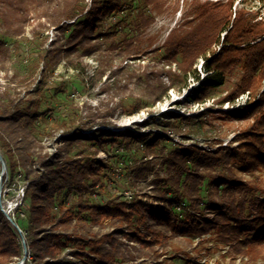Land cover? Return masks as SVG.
Returning <instances> with one entry per match:
<instances>
[{
	"label": "trees",
	"instance_id": "trees-1",
	"mask_svg": "<svg viewBox=\"0 0 264 264\" xmlns=\"http://www.w3.org/2000/svg\"><path fill=\"white\" fill-rule=\"evenodd\" d=\"M234 2L193 0V16L183 22L188 28L171 30L152 50L155 61L129 74L141 95L110 110L83 112L73 102L80 83L60 75L52 80L56 67L64 62L85 73L82 57L98 54L101 76L103 68L114 73L116 59H139L143 34L153 23L151 11L163 13L164 1L90 0L86 10L84 0H0V20L14 35L23 32L31 12L57 26L60 34L56 46L43 49L47 37L33 33L28 78L34 82L38 71V80L32 89L22 97L10 88L0 91L2 186L16 176L24 181L23 197L8 213L20 233L2 211L0 194V264L22 259V237L28 250L23 264H61L68 256L79 264H135L142 256L155 261L159 249L178 235L199 238L192 253L203 245V236L217 239L234 263L238 256L247 261L248 252L264 244V21L249 8L232 12ZM214 44L217 51L211 49ZM127 68L128 63L117 70ZM189 80L196 83L190 103L213 100L220 108L245 93L248 97L227 112H168L137 125L159 133L107 135L101 128L85 133L109 126L117 110L133 115L155 106L169 91L186 89ZM226 122L238 128L225 146L221 140L207 148L185 145L169 136L184 139L204 133L206 124ZM50 140L54 153L46 151ZM100 152L105 158L97 156ZM153 160L161 162L163 173L151 181L157 203L134 193L125 199V191L147 180ZM170 257L199 264L196 255L184 250Z\"/></svg>",
	"mask_w": 264,
	"mask_h": 264
},
{
	"label": "rangeland",
	"instance_id": "rangeland-1",
	"mask_svg": "<svg viewBox=\"0 0 264 264\" xmlns=\"http://www.w3.org/2000/svg\"><path fill=\"white\" fill-rule=\"evenodd\" d=\"M164 1L165 9L163 13L157 14L151 11L153 23L146 29L143 34L144 40V53H142L139 59L135 61H121L119 59L114 60L113 69L111 72L108 68H103L105 71L101 76L100 69V56L95 54L90 57H82L84 64L88 67L83 73L82 69L75 70L71 67H67L64 62H61L54 71V78L59 79V75L68 80H75L79 82L77 93L73 96L74 106L80 111H106L110 110L115 104L129 103L134 97L141 95V87L136 83L134 79H128L129 74H138L143 71L145 65L153 63L154 56L151 52L154 48L159 47L164 40L168 37L171 30H184L187 29L183 22L192 15L191 6L193 0H162ZM204 1V0H202ZM208 1H220V0H208ZM86 4V10L90 5V0H84ZM235 0L232 12L236 9H252L258 12L257 20L262 19L264 21V0ZM151 5L147 6V13ZM85 13V11H84ZM193 16V15H192ZM68 21L65 23H71ZM38 32L40 36L47 37L43 49H50L56 46V41L60 34L57 31V26H49L44 17H35L34 13L28 14L27 21L24 22L23 32L20 35H14L13 31L6 28V26L0 20V91H4L6 88H10L14 95L22 97L26 92L33 88L35 82L38 80V71L33 75L35 81H29V76L32 71V62L28 59L27 54L30 53V43L33 38V33ZM224 34H220V41ZM147 39H150L151 46L147 47ZM218 44V43H215ZM212 45L211 49L218 50V46ZM128 63L129 68L123 71H118L117 68ZM202 61L197 60L196 67L199 69ZM41 68V65H40ZM168 69V67H164ZM172 69H176V65H172ZM80 71V73H78ZM82 71V72H81ZM129 71V72H127ZM203 75V74H202ZM196 83L193 80H189V85L186 89L180 92L171 90L168 92V97L164 98L162 102L156 103L155 106L142 109L140 112L127 115L121 110H117L115 115L109 120L111 124L109 126H94L91 130L86 131L89 133L96 128L104 130L105 134L123 133L126 131H132L142 135L148 133H159V130L148 127H138L149 116H155L159 119L164 117L168 112L180 113L182 115L196 116L201 110H220L227 112L231 109L245 104L248 97V93L241 95L235 103H225L220 108L213 102L208 100L205 103H190L188 100L189 95L192 93L193 87ZM222 94H225L223 92ZM216 122L214 121V124ZM237 125L233 122H226V125L221 127L212 126L206 124V131L199 135H186V138L172 137L176 143H184L185 145L196 144L199 147L207 148L209 143L215 140H221L223 146H225L234 136L237 131ZM59 139V135L55 137ZM54 140L45 141L46 151L48 153H54L56 146ZM236 146V144H233ZM99 158H105V154L100 152L97 155ZM148 178L146 181H141L135 185L130 191H125L123 196L129 200L131 195L136 196L142 201L155 202L152 199L153 193L151 190V181L157 176H162L161 162L159 160H153L148 169ZM1 173V166H0ZM24 181L22 177L16 176L13 182L5 184L2 191L1 202L3 209L10 213L13 211L16 202L19 200V195L23 189ZM205 189V188H203ZM204 194V190L202 192ZM206 218L210 219L212 216L206 214ZM203 245L195 252H191V248L197 246L199 242L198 237H185L175 236L170 246L159 249L161 255L157 260L148 259L145 256L135 260V264L146 262L152 264L154 262H162L161 264H184L182 259H172L170 256L174 250L188 251L190 255L197 256V262L199 264H264V244L256 246L255 249L248 252V257L238 256L234 263L227 255L228 247L224 246L217 239L210 238V236H203ZM253 252V253H252ZM250 257L253 260H250ZM246 261L245 263H243ZM61 264H79L78 260L71 257H66L65 261Z\"/></svg>",
	"mask_w": 264,
	"mask_h": 264
},
{
	"label": "water",
	"instance_id": "water-1",
	"mask_svg": "<svg viewBox=\"0 0 264 264\" xmlns=\"http://www.w3.org/2000/svg\"><path fill=\"white\" fill-rule=\"evenodd\" d=\"M0 166H1V173H0V194L2 192V176L6 173V165H5V161L3 159L2 154L0 153ZM2 211L4 212V214L7 216V219L10 221V223L18 230V232L20 233V229L18 228V226L15 224L14 220L12 218L9 217L8 212H6L3 208ZM22 246H23V256L22 259L17 263V264H23L24 261L27 259L28 257V250L26 247V244L24 242V238L22 237Z\"/></svg>",
	"mask_w": 264,
	"mask_h": 264
},
{
	"label": "built area",
	"instance_id": "built-area-1",
	"mask_svg": "<svg viewBox=\"0 0 264 264\" xmlns=\"http://www.w3.org/2000/svg\"><path fill=\"white\" fill-rule=\"evenodd\" d=\"M23 197V189L21 191L20 199Z\"/></svg>",
	"mask_w": 264,
	"mask_h": 264
}]
</instances>
